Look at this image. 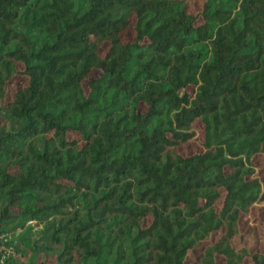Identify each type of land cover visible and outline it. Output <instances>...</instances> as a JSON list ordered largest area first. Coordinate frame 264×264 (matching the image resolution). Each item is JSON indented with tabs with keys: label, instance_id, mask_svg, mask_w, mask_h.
Returning a JSON list of instances; mask_svg holds the SVG:
<instances>
[{
	"label": "trees",
	"instance_id": "16d2710c",
	"mask_svg": "<svg viewBox=\"0 0 264 264\" xmlns=\"http://www.w3.org/2000/svg\"><path fill=\"white\" fill-rule=\"evenodd\" d=\"M256 207L264 0H0L5 264H264Z\"/></svg>",
	"mask_w": 264,
	"mask_h": 264
},
{
	"label": "rangeland",
	"instance_id": "374dc122",
	"mask_svg": "<svg viewBox=\"0 0 264 264\" xmlns=\"http://www.w3.org/2000/svg\"><path fill=\"white\" fill-rule=\"evenodd\" d=\"M24 81L18 80L15 83H13L12 85H10V93L14 92L18 86H20L21 84H23ZM202 136V135H201ZM199 145L198 144H193V145H187L184 146L182 148L183 152L186 154H190V153H195L196 151H198ZM247 222V226L246 229L249 230V228H252L255 225H261V229L263 230L264 228V209L261 207H256L255 209H253L249 215V217L245 220ZM259 231V235H258V244L260 245L261 249L264 248V233L263 231ZM20 233L18 232V234L16 233V235H19ZM253 242L252 237L249 240V243ZM235 245L237 247H239V242L236 241Z\"/></svg>",
	"mask_w": 264,
	"mask_h": 264
},
{
	"label": "built area",
	"instance_id": "2783aa9c",
	"mask_svg": "<svg viewBox=\"0 0 264 264\" xmlns=\"http://www.w3.org/2000/svg\"><path fill=\"white\" fill-rule=\"evenodd\" d=\"M35 231L42 228V225L38 224L36 221L30 222ZM13 239L11 234L0 233V264H5L6 260L14 254L13 249L9 246V242Z\"/></svg>",
	"mask_w": 264,
	"mask_h": 264
}]
</instances>
